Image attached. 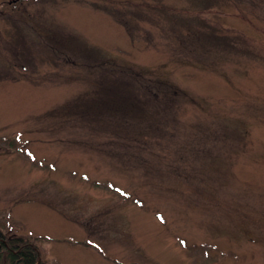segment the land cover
I'll use <instances>...</instances> for the list:
<instances>
[{
    "label": "rangeland",
    "instance_id": "374dc122",
    "mask_svg": "<svg viewBox=\"0 0 264 264\" xmlns=\"http://www.w3.org/2000/svg\"><path fill=\"white\" fill-rule=\"evenodd\" d=\"M12 1L0 227L34 240L39 264H264V0ZM51 32L135 81L138 146L63 115L100 74L39 57ZM19 35L43 47L17 51Z\"/></svg>",
    "mask_w": 264,
    "mask_h": 264
},
{
    "label": "trees",
    "instance_id": "16d2710c",
    "mask_svg": "<svg viewBox=\"0 0 264 264\" xmlns=\"http://www.w3.org/2000/svg\"><path fill=\"white\" fill-rule=\"evenodd\" d=\"M19 36H21L20 43L13 45L16 46L17 51L30 53L43 47L39 43L31 42L29 37L27 39L22 35ZM48 42L51 54H40L39 57L43 59L50 57L55 62L62 60L80 66L81 63L78 62L80 61L78 57L83 56L85 67L100 74L98 80L87 93L81 96L78 95L69 105L66 104L61 108L64 112L63 115L78 117L88 125L99 127L101 131L114 132V134L119 132L126 139L125 145L138 146L136 140L138 138L145 139L146 137L143 135L146 130L140 128L141 122L148 120L146 116H149L150 113L147 100L140 95L141 92L139 93L135 89V81L125 76L122 71L119 73L110 62L106 63L105 60L108 57L105 55L77 54L76 56V54H73L71 57V54H63V48H71L75 51L78 45L74 41H59L56 34L52 33L48 37ZM59 45L62 48H58ZM51 48L55 54L52 53ZM43 51L45 52V50ZM47 53L49 52L47 51ZM154 101L150 102L152 106L155 103L157 104L156 100ZM58 111L53 109L51 114L54 115ZM159 124L158 122L155 126L149 124L148 131L157 134L161 129ZM36 245L31 238L24 235L8 234L0 227V253L4 252L6 254L10 264H39L40 251ZM42 262L44 261H41L40 264H44Z\"/></svg>",
    "mask_w": 264,
    "mask_h": 264
},
{
    "label": "flooded vegetation",
    "instance_id": "af4514ba",
    "mask_svg": "<svg viewBox=\"0 0 264 264\" xmlns=\"http://www.w3.org/2000/svg\"><path fill=\"white\" fill-rule=\"evenodd\" d=\"M18 1H22V0H16V1H12V2H18Z\"/></svg>",
    "mask_w": 264,
    "mask_h": 264
}]
</instances>
